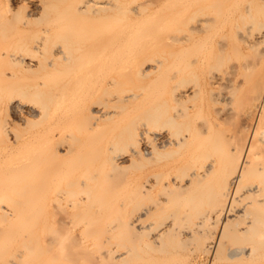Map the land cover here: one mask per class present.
Instances as JSON below:
<instances>
[{"label":"bare ground","instance_id":"1","mask_svg":"<svg viewBox=\"0 0 264 264\" xmlns=\"http://www.w3.org/2000/svg\"><path fill=\"white\" fill-rule=\"evenodd\" d=\"M20 1L28 14L0 0V105L40 123L89 94L90 74L117 73L102 96L134 82L123 98L114 91L112 109L97 89L91 109L80 96L86 109L32 139L27 114L21 129L0 124V264H199L179 250L201 244L210 220L218 238L198 247L211 255L202 264H264V0ZM130 100L144 101L131 109L142 126L126 120L107 145L87 136L82 123L108 122ZM210 100L221 103L214 119ZM131 166L141 169L133 190L121 176ZM62 198L71 212L57 219ZM168 205L176 211L159 226ZM172 212L194 225L174 232Z\"/></svg>","mask_w":264,"mask_h":264},{"label":"rangeland","instance_id":"2","mask_svg":"<svg viewBox=\"0 0 264 264\" xmlns=\"http://www.w3.org/2000/svg\"><path fill=\"white\" fill-rule=\"evenodd\" d=\"M3 1H6V0H3ZM11 1H12V0H11ZM11 1L9 0V3H10L11 5H12V3H13V4H14V5H12L13 7H14V6H16V7L18 6V7H17L18 9L21 8L20 10H21L22 13H21V12H20V13H21L22 15H23V13L25 14V12H27L26 14H28V13L30 12L29 10H30L31 8H29V7H30L29 3H28V5H27L26 2H22V1H20V0H19V1L13 0L12 2H11ZM14 1H15V2H14ZM21 2H22V4H25V5H21ZM16 3H17V4H16ZM15 4H16V5H15ZM20 5H21V6H20ZM28 6H29V7H28ZM17 8H16V9H17ZM28 9H29V10H28ZM18 11H19V10H18ZM21 14H20V15H21ZM22 15H21V16H22ZM23 17H25V16H23ZM93 67H94V66H93ZM124 69H125V66H124V67H121V70H122V71H123ZM110 73H111V72H109V73L106 74V75L100 73V74H95L94 76H91V74H90V77H91V78L89 77L90 80H92L93 77H94L93 79H95V77H96V78H97V81H96V79H95L96 82L93 80V81L95 82V84L91 86V87H92V88H91L92 90H91V89H89V90L87 89V90L89 91V92H88L89 94L91 93V94L93 95V97H94L96 94H98V96H99V94H100L99 97H98L97 95L95 96L94 99H95V101L97 100L96 102H98V99H100V102H102V99L104 100V99L107 98V99H106V102H108L109 104L106 103V106H107L108 108H111V109H112L113 106H110L111 103H112V102L114 103V102L118 99V96H117V94H116L115 92H118V95H119V96H122V95L124 96L125 93H128V91H129L128 89L130 88L131 85H133L132 83H133L134 81L127 82V84H126L125 82H124V83H118V84L116 85V88H115L114 90H113L112 87H111V89H110V88L107 86V90H108V88H109V90H110V92H108L109 90H108L107 92L110 93V94L112 93V96L109 95V94H108V96H107V95H106V92H105V94L103 95V96H104V98H103V96L101 95V94H103V93H102V88H101V90H100L101 80H103L102 82L105 83V80H106V82L109 80V79H107V78H110V77H112V76H117V73L115 74V72H113V73H111V74H110ZM100 75H102V76H100ZM107 75H108V76H107ZM118 75H119V74H118ZM155 75H156V76H155ZM98 76H99V79H98ZM67 77H69V76H67ZM101 77H102V78H101ZM103 77H104V78H103ZM149 77H152V78H149ZM156 77H157V74H154V73H153V74H151L150 76H148V77L146 78L147 80H142V83H146V82H148L149 79H150L149 82H152V80H154ZM93 81H92V82H93ZM92 82H91V84H92ZM97 82H98V83H97ZM130 83H131V84H130ZM91 84H90V85H91ZM97 84H98L99 86H98ZM121 84H122V85H121ZM101 85H102V84H101ZM93 86H95V88H93ZM117 86H118V87L121 86V87L117 88ZM86 87H87V86H86ZM86 87H85V86L82 87V89H83V91H85V93H86V91H87V90H86ZM101 87H103V85H102ZM113 87H114V86H113ZM127 87H129V88L127 89ZM131 87H132V86H131ZM125 88H126V89H125ZM132 88H133V87H132ZM220 88H223V87H222V86H220V87H219V86H218V87H215V88L213 89L214 92H212L211 94L213 95V94L216 93V92L218 93V91L221 90ZM82 89L79 90V92L82 91ZM96 89H97V90H96ZM98 89H99V92H98ZM122 89L125 90V91H124V94H123V93L120 94V91H121ZM218 89H220V90H218ZM95 90H96L97 93H95ZM115 90H116V91H115ZM127 90H128V91H127ZM90 91H91V92H90ZM114 91H115V92H114ZM221 91H222V90H221ZM221 91H220V92H221ZM121 92H123V90H122ZM82 93L84 94V92H82ZM94 93H95V95H94ZM79 94H80V95H79ZM89 94L86 93V95H89ZM91 94H90V95H91ZM114 94H115L116 96H114ZM78 95H79V97L77 96L76 99H74V101H76V100H80V99H79L80 96H83V97H81V99H83V101L85 100L84 103H85L86 105L82 102V100H80V101H81V104L84 105L85 107H86L87 105H89V107H87V109L90 108V107L92 106V104H94V103L90 104V103H91V99H90V98H93L92 95H91V97H89V98H88L86 95H82L81 92L78 93ZM212 95L208 94V96H212ZM215 95L218 96L217 94H214L213 96H215ZM84 96L87 97V98L84 99ZM123 96H122V98H123ZM216 96H215V97H216ZM96 97H97L98 99H97ZM113 97H114L115 100L113 99ZM115 97H116V98H115ZM86 99H87V101H86ZM94 99H93L92 102H95ZM111 99H112V100H111ZM138 99H139V98H138ZM138 99H137V100H138ZM135 100H136V99H135ZM135 100H130V103H132V104H134L135 102H137V103L134 104L135 107H133V105H131V104H129V103H127L128 105H127V104L125 105V103H124L125 101L122 102V103H123V106L125 105V108H124V109H126V108L128 107V108L126 109L125 113L122 112V113H123V114H122L121 112H119V115H118V114H117V115H113L111 118L114 119V120H111V118H109L110 120H109L108 122H106L108 119L105 120V121H104V120H101V121L103 122V124H99V123H101V121H99L98 124L95 123V122L97 121V119L94 118V117H95L96 115H98V113L96 114L95 112H91V111H89V112H91V113H89V112L87 111V113H89V115L91 114V115L93 116V117H90L86 112H84V110H83V111H80V112H84L85 114H87L88 118L90 117V118H94V119H96V120H94V119H89V120H90L89 122L87 121V123H82V122L85 121V118L87 117V116L84 114V115L86 116V117H85V116L83 115V113H82L83 116H82V115H81V116H82V117H85V118H84V119H83V118H80V121L83 120L81 123H82V124H86V125H82V126H86V127L88 126V127H89V126H92V125H93V126H92L93 128H92V130H90V133H89V130H88V132H86V133L88 134L87 136H92V137H94V135H96L95 137H97V138H98L99 136H102L101 138H98V141L101 139L100 142H101V143H104L105 140L103 141L102 138L104 137V139H105V136H106V137H109L108 139H110V141H111V140H112L111 137H112V136H115L114 134H116V132H118L119 128L122 127V126H124L125 123L127 124L126 120H128V123H130V122H131L130 120H132V119L134 120V118H135L134 125L139 126V125H140L139 123L142 122L141 119H139V120L136 122V120H137L136 118H137V117L132 116L131 114H132L133 112H134V113H136V112L138 113V112L141 110V108H142L140 105L143 104L144 101H143L142 103H140V102H138L139 100H138V101H135ZM4 101H5V102H4ZM74 101H73V106H72V104H71L70 106H68L69 104H68V105L66 104L68 107H66V106L64 105V107H66L67 110H65V108H64L62 105H60L61 108H60V106H59V108H58L60 111L57 110V109H56L57 111H54V112L51 111V112H53V114H55V115H52V116H53V117H52L53 119L51 118V120H50V121H52L51 123H50V121H49L48 118H47L48 120L45 119V121H42V122H40V123H37V122L34 121V119H36V118L33 117V116L31 117V113L33 114V111H31V110H26L25 112H21L20 110H18V111H20V112H18L17 109H15V111H14V110H12L13 107L9 104V101L7 102V99L4 98V100H2V104H3V106H1L2 104L0 105V124L3 125L4 127L12 126V124L10 123V119L15 118L14 120H12V122H13V121H14V123L16 122V123L18 124L17 126H19V129H21V128H22V125L24 126L25 124L22 123V125H21L22 120H21V119H18V117H19L21 114H25V115L27 114L26 116H28L29 119H32L31 121L33 122V123H28V124H27V126H29L28 128L30 129V130H29V129L27 130V132L29 131V132H28V133H29L28 136H31V139H32L33 137H36L38 134H40V133L42 132V130H44L47 126H54V124H53V121H54V120H58V121H60V122L62 123V125H63V121L65 122V120H67L68 117H69L68 114H70V113L73 112L74 114H73V113L70 114L71 118H73L72 115H73V116H74V115L76 116V115H77V114H76V113H77V110H78V112H79V109L82 110L81 108H83L84 106H82V105L79 104L78 102H77V105H76V103H75ZM80 101H79V102H80ZM89 101H90V103H89ZM104 101H105V100H104ZM134 101H135V102H134ZM140 101H142L141 98H140ZM3 102H4V103H3ZM71 102H72V101H71ZM128 102H129V101H128ZM5 103H6V104H5ZM69 103H70V101H69ZM74 103H75V104H74ZM113 103H112V105H113ZM122 103H121V104H122ZM212 103H213V104H212ZM219 104L221 105V103H216L215 101L210 100V101H209V105H207V106L205 107V109H206V111H205V112H206V115H207L210 119H214V118L216 117L215 108L217 107V105L220 106ZM4 105H5V106H4ZM8 105H10L11 107L8 106ZM114 105H116V104L114 103ZM130 105H131V106H130ZM214 105H216V106L214 107ZM6 106H8V107H6ZM71 106H72V107H71ZM75 106H76V109H77V107H79V108L76 110V109H75ZM129 106H130V107H129ZM208 106H209V107H208ZM5 107H6V108H5ZM69 107H70V108H69ZM80 107H81V108H80ZM85 107H84V109H86ZM131 107H133V108H131ZM139 107H141V108H139ZM213 107H214V108H213ZM2 108H3V109H2ZM11 108H12V109H11ZM68 108L70 109V111L68 110ZM71 108H72V112H71ZM136 108H139V110H137ZM63 109L65 110V111H64L65 114H64V113H63V114L61 113V111H62ZM74 109H75L76 111H75ZM90 109H91V108H90ZM90 109H89V110H90ZM131 109H132V111H133V109H135V111L131 112ZM73 110H74V111H73ZM128 110H130V111H128ZM136 110H137V111H136ZM212 111H213V112H212ZM14 112H16V113L18 112L17 114L15 113L17 116L14 114ZM28 112H29L30 114H29ZM62 112H63V111H62ZM66 112H67L68 114H67ZM75 112H76V113H75ZM129 112H130V113H129ZM127 113H129V116H130V115H131V116H130V117H129V116L127 117V115H128ZM134 113H133V114H134ZM28 114H29V115H28ZM50 114H51V113H50ZM121 114H122V115H121ZM124 114L126 115L127 118H124V117H125ZM204 114H205V113H204ZM56 115H57V116H56ZM58 115H59V116H58ZM64 115H65V118H64ZM66 115H67V117H66ZM79 115H80V114H79ZM120 115L123 117V119H122V117H121ZM135 115H137V114H135ZM212 115L214 116V118L212 117ZM50 116H51V115H49V118H50ZM54 116H56L57 118L54 117ZM77 116H78V115H77ZM116 116L120 117L119 119H121V120H124V119H125V120H124L125 122L123 121V122H124L123 125H122V122L120 123L121 120H120V121H118L119 119H118L117 121L115 120L116 118H118V117H116ZM58 117H59V118L62 117V118H64V119H62V121H61V120H60L61 118L59 119ZM132 117H134V118H132ZM211 117H212V118H211ZM19 118H20V117H19ZM55 118H56V119H55ZM74 118H75V117H74ZM77 118H78V117H77ZM88 118H86V119L88 120ZM128 118H129V119H128ZM131 118H132V119H131ZM68 120H70V117H69ZM68 120L66 121V125L64 124L63 126H67V122H68ZM71 120H72V119H71ZM75 120H78V121H75ZM75 120H72L73 122H72V121H71V122L69 121V122H70L71 124L74 123L73 125H76V124H75L76 122L80 123L79 119H75ZM133 120H132V121H133ZM2 121H3V122H2ZM8 121H9V122H8ZM31 121H29V122H31ZM58 121H56V122H58ZM74 121H75V122H74ZM129 121H130V122H129ZM140 121H141V122H140ZM34 122L37 123V124H35ZM48 122H49V123H48ZM114 122H116L117 125H114V126H113ZM118 122H119V123H118ZM138 122H139V123H138ZM233 122H234V121H233ZM233 122L231 121V124L228 123V124L230 125V127H232V125H233V126L236 125V123L233 124ZM7 123H8V124H7ZM54 123H55V121H54ZM81 123H80V125H81ZM93 123H94V124H93ZM109 123L112 124V126H111L112 128H110V127L108 126L109 129H111L110 132L113 133L112 135H111V133L108 131L109 129H107V125H111V124H109ZM137 123H138V124H137ZM5 124H6L7 126H6ZM9 124H10V125H9ZM19 124H20V125H19ZM29 124H30V125H29ZM51 124H52V125H51ZM57 124H58V123H57ZM68 124H69V123H68ZM91 124H92V125H91ZM120 124H121V126H120ZM131 124H133V122H132ZM69 125H70V124H69ZM73 125H71V126H73ZM25 126H26V125H25ZM31 126H33V127H31ZM55 126H58V125H56V123H55ZM59 126H61L60 123H59ZM95 126H96V127H95ZM117 126H119V127H117ZM125 126H126V125H125ZM131 126H132V125H131ZM137 126H136V128H137ZM140 126H142V125H140ZM39 127H40V129H38ZM134 127H135V126H134ZM234 127H235V126H234ZM234 127H232V128H234ZM98 128L100 129V130H99L100 133L97 131ZM101 128L105 131V133H104V131H101V130H102ZM114 128H115V131H114ZM122 128H124V127H122ZM106 129H107V130H106ZM133 129H134V128H133ZM33 130H34V131H33ZM120 130H121V129H120ZM120 130H119V131H120ZM32 131H33L34 133H33ZM36 131H38L39 133L37 132V133H38V134H37ZM40 131H41V132H40ZM94 131H97L99 134H98V133L95 134ZM113 131H114V132H113ZM31 132H32V133H31ZM93 132H94V133H93ZM86 133H85V134H86ZM106 133H107V134L109 133V135H111V136L107 135ZM85 134L83 133V134L81 135L82 140H83V139L85 140L86 138L89 139L87 136H85ZM5 135H8L7 137L11 136V134H10L9 132H8V134H7L6 132H4V137H5ZM97 135H98V136H97ZM32 136H33V137H32ZM83 136H84V138H83ZM5 138H6V137H5ZM63 139H64V138H63ZM108 139L106 138V142L109 141ZM65 140H68V139L66 138ZM65 140H64V141H65ZM84 140H83V141H84ZM106 142H105L104 144L107 145ZM109 143H110V142H109ZM109 143H108V144H109ZM118 152H119V151L115 152V154L118 153ZM128 166H129V165H128ZM136 166H137V165H136ZM134 167H135V166H134ZM129 168H130V169H129ZM129 168L127 169V167H126V171H125V172H124L125 169L123 168L124 170H123V169L121 170V176L125 175L124 178H126V179H125L126 181L124 180V182H125L126 186H130V185L133 183V181L136 179L135 181H137V182H136V183L134 182L133 185L130 186V187H131V189H132L134 186H135V188H137V185H138L139 180H140V173H138V172H141V169H140V168H136V169H135V168H133L132 166L129 167ZM123 173H124V174H123ZM125 173H127V175H126ZM137 173H138V174H137ZM131 175H132V176H131ZM137 175H138V176H137ZM126 176H127V177H126ZM136 177H138V178H136ZM127 178H128L129 180H128ZM130 178H132V179H130ZM122 180H123V178H122ZM126 182H131V183H128V184H129V185H128ZM136 184H137V185H136ZM130 187H127L126 190H127V191H130V190H131ZM133 189H134V188H133ZM133 189H132V190H133ZM60 193H61V192H60ZM63 199H64V198H62L61 201L64 202V205H63V204H61V205H62V208H63V206H64V208H65L66 206H68V202H65L66 199H64V200H63ZM66 201H67V200H66ZM171 207H172V206H169V205H168V207H166V208H167V209H166L167 211L165 210L164 212H162V216H161L162 218L160 217L159 219L155 220L156 223L158 222V225H159V222L162 223L161 219H163V220H165V221H168V220L171 221V220H172V219H171V213H170L169 211H171V210L173 211L175 208H174V207L171 208ZM68 208H70V207L68 206ZM168 208H169V209H168ZM170 208H171V210H170ZM66 210H68L67 207H66ZM66 210H65V209H62V210H61V209H60V212H59V210L57 209V210L54 212L55 215L57 214V217H58L57 219H63V218H64L63 216H64L66 213H67V215H68L69 210H70V212H71V209H69L68 212H67ZM163 210H164V209H163ZM163 210H162V211H163ZM62 211H63V212H62ZM174 211H176V210H174ZM61 212H62V215H63V216L60 214ZM168 212L170 213V215H169L170 218H168V217H169L168 215H167L168 217L166 216V214L164 215V213H167V214H168ZM180 213H182V211H180ZM172 214H173V215H172V217H173L175 214H174L173 212H172ZM55 215H54V216H55ZM60 217H61V218H60ZM164 217L167 218V219H165ZM170 219H171V220H170ZM173 219H174L175 223H177L176 221H178V224H179L180 222H182L181 219L175 220V217H173ZM197 220H200V219H199V218H196V219H194L193 221H197ZM165 221H163V222H165ZM179 221H180V222H179ZM191 222H192V221H191ZM191 222H189V224H187V226L185 225L186 223L183 224L184 226H186V228H183V226L181 225V223L179 224L180 228L177 226L178 224H176V225H175V230H174V232H178L179 229H181V226H182V229H181V230H184V229L189 228L190 226H193L194 224H193V222H192V223H191ZM209 222H210V223H209ZM156 223H155V224H156ZM208 223H209V224H208ZM208 223L206 224L207 226L209 225L208 227H205L204 225H202V226H204V227H203L204 229H201L202 227L200 228V232H201V234L205 235V236H204L205 238L203 239V241L201 242V244L198 245V244H197L198 241H196L195 239H190L191 241L194 240L192 243H191L190 240L187 241L189 244L191 243V246H190V245H185V246H187V247L184 246L185 249L182 248V249L179 250V253H180L179 255H182V256L184 255L183 257L180 256L182 259H184V260H186V261L188 260V262H194V261H195V262H198L199 264H200V263L202 264V262L205 263V261L207 262L208 259H209V260L211 259V255H210V253H208V252H204V251H203V250H204L203 248H201L202 251H201L200 248H198V247H200V245H201V247H203L202 244H204V243L207 244V242H209V241H211V240H216V239L218 238V226L215 225V223H217V222H216V221L214 222V220H210V221H208ZM210 224L215 225V226H216V230L212 228V227L215 228V226H210ZM217 224H218V223H217ZM156 225H157V224H156ZM159 226H160V225H159ZM156 227H157V226H156ZM209 227L212 228V229L208 230ZM206 228H207V232H208V231H211V230H212V231L207 233L206 230H205ZM78 229H80V226L75 227V231L77 230L76 232L79 231ZM176 229H178V230L176 231ZM204 230H205V232H204ZM213 230H214V231H213ZM202 231H203V232H202ZM212 232H214V234H215L214 236H212V235H213ZM178 233H179V232H178ZM178 233H176V234L178 235ZM181 233H183V231H181ZM181 233H180V234H181ZM177 235H176V236H177ZM206 235H207L208 237H209V236H212V238H211V239L208 238V239H209V241H208V240H206V238H207ZM216 235H217V236H216ZM179 237H182V235H179ZM213 237H214V238H213ZM177 238H178V236H177ZM195 241H196V245H197V246H196V245H195V246H196L198 249H197L196 247L194 248L193 245H192ZM199 243H200V242H199ZM205 244H204V245H205ZM189 246H190V249L188 248ZM187 250H188V251H187ZM182 251H183L184 254L181 253ZM187 252H188L189 254H188ZM203 253H205V254H203ZM206 254H207V255H206ZM207 257H208V258H207ZM195 258H196V259H195ZM199 259H200V261H201V259H202V260L204 259V261H201V262H200ZM204 263H203V264H204ZM207 263H208V262H207ZM207 263H206V264H207Z\"/></svg>","mask_w":264,"mask_h":264}]
</instances>
